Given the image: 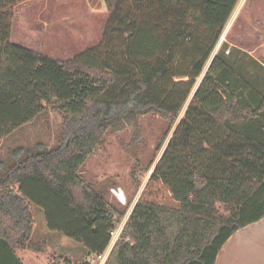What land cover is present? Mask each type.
Returning a JSON list of instances; mask_svg holds the SVG:
<instances>
[{
    "label": "trees",
    "instance_id": "obj_1",
    "mask_svg": "<svg viewBox=\"0 0 264 264\" xmlns=\"http://www.w3.org/2000/svg\"><path fill=\"white\" fill-rule=\"evenodd\" d=\"M27 1L0 0V142L43 104L63 128L52 147L0 159V264L42 253L33 207L50 232L104 254L120 214L78 172L107 133L133 128L137 141L147 116L173 133L105 264H215L232 234L264 217V95L221 51L179 113L239 0H103L101 41L66 61L11 41Z\"/></svg>",
    "mask_w": 264,
    "mask_h": 264
},
{
    "label": "rangeland",
    "instance_id": "obj_2",
    "mask_svg": "<svg viewBox=\"0 0 264 264\" xmlns=\"http://www.w3.org/2000/svg\"><path fill=\"white\" fill-rule=\"evenodd\" d=\"M259 3L254 10H246L251 6H245V14H231L179 118L183 117L212 59L221 51L229 62H237L238 73L245 75L264 95V0ZM14 14L11 41L59 61L98 45L108 20L103 0H28L17 5ZM188 65L189 61L185 62L184 70ZM43 105L41 115L0 142V159L18 146L31 147L41 142L52 147L59 141L62 118L51 105ZM168 129L158 116H147L139 118L137 141L133 128L109 132L78 172L84 182L103 192L107 203L119 212L114 221L120 233L173 133L174 128L170 132ZM165 135L166 142L158 151L157 145ZM33 216L31 241L43 247V251H17L24 264H66L64 260L70 264L85 261L105 264L116 242L112 239L100 257L89 255L78 243L50 232L41 208L33 207Z\"/></svg>",
    "mask_w": 264,
    "mask_h": 264
},
{
    "label": "crops",
    "instance_id": "obj_3",
    "mask_svg": "<svg viewBox=\"0 0 264 264\" xmlns=\"http://www.w3.org/2000/svg\"><path fill=\"white\" fill-rule=\"evenodd\" d=\"M259 2L262 0H239L232 14H245V6H251L246 10H254ZM19 258L24 264L22 257ZM215 264H264V217L232 234L217 254Z\"/></svg>",
    "mask_w": 264,
    "mask_h": 264
},
{
    "label": "built area",
    "instance_id": "obj_4",
    "mask_svg": "<svg viewBox=\"0 0 264 264\" xmlns=\"http://www.w3.org/2000/svg\"><path fill=\"white\" fill-rule=\"evenodd\" d=\"M119 235H120V231L118 229H115L112 233H111V240L112 239H115V241L118 240L119 238ZM111 242V241H110ZM100 257V256H98Z\"/></svg>",
    "mask_w": 264,
    "mask_h": 264
}]
</instances>
